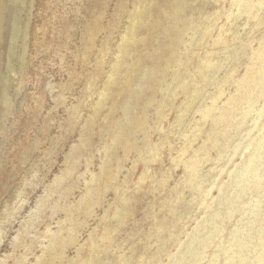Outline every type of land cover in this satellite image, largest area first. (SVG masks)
<instances>
[{
	"label": "rangeland",
	"instance_id": "rangeland-1",
	"mask_svg": "<svg viewBox=\"0 0 264 264\" xmlns=\"http://www.w3.org/2000/svg\"><path fill=\"white\" fill-rule=\"evenodd\" d=\"M262 73L264 0H0V264L264 254Z\"/></svg>",
	"mask_w": 264,
	"mask_h": 264
},
{
	"label": "bare ground",
	"instance_id": "bare-ground-1",
	"mask_svg": "<svg viewBox=\"0 0 264 264\" xmlns=\"http://www.w3.org/2000/svg\"><path fill=\"white\" fill-rule=\"evenodd\" d=\"M146 1V0H145ZM142 3H144V2H142ZM149 3V2H148ZM153 3V2H152ZM154 4V3H153ZM145 6H146V4H145ZM152 6V5H151ZM244 6V5H243ZM247 6V5H246ZM148 7V6H147ZM137 9V8H136ZM139 9V8H138ZM139 12H140V10H138ZM152 11V10H151ZM144 13V12H143ZM136 14H137V12H136ZM140 14V13H139ZM139 16V15H138ZM132 18H133V16H132ZM135 18V17H134ZM141 18H142V16H141ZM136 19V18H135ZM162 19V18H161ZM138 20H140V19H138ZM141 20H143V18L141 19ZM133 21V20H132ZM134 22H136V21H134ZM137 23V22H136ZM134 24V23H133ZM142 24V23H141ZM140 24V25H141ZM184 25V24H183ZM134 28V27H133ZM133 28H131V29H133ZM131 29L130 30H128V31H131ZM132 31H134V30H132ZM132 31H131V33H132ZM128 38V37H127ZM130 38V37H129ZM126 40V39H125ZM14 41H15V39H14ZM132 41H133V39H132ZM126 42H127V40H126ZM125 43V42H124ZM128 43V42H127ZM130 43V42H129ZM132 43V42H131ZM130 43V44H131ZM148 46V45H147ZM15 47V46H14ZM125 47V46H124ZM126 50V49H125ZM124 50V51H125ZM123 51V52H124ZM122 52V53H123ZM126 52H127V50H126ZM129 52H131V51H129ZM130 54V53H129ZM122 55H124V54H122ZM130 56V55H129ZM124 61V60H123ZM11 64H12V62H11ZM13 65V64H12ZM215 65V64H214ZM138 66V65H137ZM208 66V65H207ZM206 66V67H207ZM119 67V65L117 66V68ZM212 68H213V66H212ZM139 69V68H138ZM209 69V68H208ZM133 71V70H132ZM118 72H119V70H118ZM205 72V71H204ZM153 73V72H152ZM209 73V72H208ZM207 73V74H208ZM116 75H117V73H116ZM129 75V74H128ZM134 75V74H133ZM264 74L262 73V76H263ZM208 76V75H207ZM173 77V76H172ZM264 77V76H263ZM129 78H130V76H129ZM181 78V77H180ZM202 78V77H201ZM206 78V77H205ZM204 78V79H205ZM208 78V77H207ZM128 79V78H127ZM177 79V78H176ZM120 80V79H119ZM187 81V80H186ZM126 82H130L129 80H127ZM192 83V82H191ZM197 83V82H196ZM194 84V83H193ZM192 84V85H193ZM124 86V85H123ZM128 86V85H127ZM129 87H130V85H129ZM186 87V86H185ZM131 88V87H130ZM125 89V88H124ZM189 89V88H188ZM193 89V88H192ZM135 90V89H134ZM186 90H187V88H186ZM186 90H184V91H186ZM127 92V91H126ZM188 93V92H187ZM195 93H196V90L195 91H191V94H190V99L186 102L188 105L190 104V102L191 101H193V99L195 98ZM127 100H128V98H127ZM127 100H125V101H127ZM138 101V100H137ZM126 105V104H125ZM137 105V104H136ZM124 106V105H123ZM192 107V106H191ZM134 108V107H133ZM186 108V107H185ZM131 114V113H130ZM182 115V114H181ZM184 118H185V116H183ZM182 116H181V118H183ZM137 120V119H136ZM140 121V120H139ZM183 121V120H182ZM138 123V122H137ZM139 123H141V122H139ZM134 124V123H133ZM136 125V124H135ZM134 125V126H135ZM139 125H141V124H139ZM137 126H138V124H137ZM222 126V125H221ZM133 127V126H132ZM136 127V126H135ZM135 127H133V128H135ZM141 127V126H140ZM139 127V128H140ZM136 129H138L137 127H136ZM130 130V129H129ZM134 131V130H133ZM264 148V140L263 141H259V142H256V143H254L253 144V149H254V153H255V157L256 158H258V159H260L259 157H258V154H259V152L260 151H262V149ZM259 155H261V154H259ZM254 157V158H255ZM257 162H255L254 164H253V166H252V168H251V170H247V168H246V166L245 165H242L241 166V168H240V170H238V171H236L235 172V174L232 176L233 178H241V182H240V184H241V186H240V188L241 189H243L244 188V186H250L249 185V183H248V179H249V177L250 176H252V175H254L255 174V171L257 170ZM240 167V166H239ZM196 172H197V170H196ZM233 180V179H232ZM231 180V181H232ZM232 183V182H231ZM237 187V186H236ZM227 193V192H226ZM238 193V192H237ZM246 193V192H245ZM221 216V215H220ZM211 225V224H210ZM208 231V230H207ZM197 232H198V234L200 233V232H202V229L201 228H199L198 230H197ZM204 233H205V229H204ZM238 236V235H237ZM199 237V236H198ZM235 236H233L232 238H234ZM242 238V237H241ZM240 238V239H241ZM204 239V238H203ZM234 240H235V242L236 241H238L237 242V245H239V244H241V242L242 241H239L238 239H236V238H234ZM195 241H196V239H195ZM231 242V241H230ZM229 242V243H230ZM195 243L198 245V247H202V242H194L193 241V243H192V245L191 246H189V247H194V245H195ZM204 243V242H203ZM233 243V242H232ZM232 245V244H231ZM245 245H247V243H245ZM260 245V244H259ZM187 246V245H186ZM232 246H234V245H232ZM243 246V245H242ZM188 247V246H187ZM194 249H196V248H194ZM243 249V248H242ZM198 250V249H197ZM196 250V251H197ZM200 250V249H199ZM241 250V249H240ZM244 251V250H243ZM248 251V250H247ZM247 251H245V252H247ZM187 252V251H186ZM229 252V251H228ZM237 252V251H236ZM235 252V253H236ZM239 252V251H238ZM190 254H189V256H192V255H194V252L192 251H190L189 252ZM233 253V252H232ZM183 255V254H182ZM198 256V255H197ZM188 257V256H187ZM186 259V258H185ZM189 259V258H188ZM196 259V258H195ZM184 260V259H183ZM218 260V259H217ZM231 261H232V264H264V254H262V255H260V256H256V257H251V259H249V253H243V252H239V253H236V254H233V255H231V259H230ZM198 261V260H197ZM226 263V262H225ZM228 263V262H227ZM180 264V263H179ZM228 264H230V263H228Z\"/></svg>",
	"mask_w": 264,
	"mask_h": 264
}]
</instances>
